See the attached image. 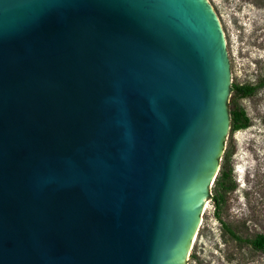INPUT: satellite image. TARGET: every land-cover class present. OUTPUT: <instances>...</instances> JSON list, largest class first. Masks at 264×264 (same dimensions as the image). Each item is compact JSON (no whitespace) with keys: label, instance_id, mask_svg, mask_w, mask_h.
I'll use <instances>...</instances> for the list:
<instances>
[{"label":"water","instance_id":"1","mask_svg":"<svg viewBox=\"0 0 264 264\" xmlns=\"http://www.w3.org/2000/svg\"><path fill=\"white\" fill-rule=\"evenodd\" d=\"M229 77L207 0H0V264H185Z\"/></svg>","mask_w":264,"mask_h":264},{"label":"rangeland","instance_id":"2","mask_svg":"<svg viewBox=\"0 0 264 264\" xmlns=\"http://www.w3.org/2000/svg\"><path fill=\"white\" fill-rule=\"evenodd\" d=\"M224 35L230 82L256 86L264 81V0H207ZM249 126L227 137L236 184L215 209L210 196L185 264H264V252L246 243L264 232V85L237 100ZM240 238L233 239L231 233Z\"/></svg>","mask_w":264,"mask_h":264},{"label":"trees","instance_id":"3","mask_svg":"<svg viewBox=\"0 0 264 264\" xmlns=\"http://www.w3.org/2000/svg\"><path fill=\"white\" fill-rule=\"evenodd\" d=\"M264 85V81L256 86L250 85H230V96L228 98L229 108V136L234 132L245 129L249 126V120L246 117L244 111L237 105V100L240 98L248 97L252 95L258 88ZM233 154L232 148L229 146L225 147L222 155L218 173L213 181V194L210 196L215 209L218 210L225 201V196L235 190L236 184L232 177V169L229 165V159ZM234 240L240 242V238L233 232L231 233ZM246 243L250 248L255 251L262 253L264 252V232L255 234L250 239L246 240Z\"/></svg>","mask_w":264,"mask_h":264},{"label":"bare ground","instance_id":"4","mask_svg":"<svg viewBox=\"0 0 264 264\" xmlns=\"http://www.w3.org/2000/svg\"><path fill=\"white\" fill-rule=\"evenodd\" d=\"M215 16H216V15H215ZM216 18H217V16H216ZM217 21L219 22L218 18H217ZM219 24H220V23H219ZM222 33H223V32H222ZM223 38H224V35H223ZM206 207H207L206 200H203V209H202V213L205 211ZM202 213H201V214H202ZM201 223H202V222H201V220H200V222H199V226H200ZM199 226H198V228H199ZM197 231H198V229H197ZM197 231H196L195 235H194L193 238H192V241H191V247L193 246L194 241H196L195 238L197 237V236H196V235H197ZM190 249H191V248H190Z\"/></svg>","mask_w":264,"mask_h":264}]
</instances>
